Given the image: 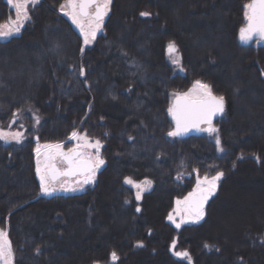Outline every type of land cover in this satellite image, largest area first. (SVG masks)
Instances as JSON below:
<instances>
[{
  "label": "trees",
  "instance_id": "obj_1",
  "mask_svg": "<svg viewBox=\"0 0 264 264\" xmlns=\"http://www.w3.org/2000/svg\"><path fill=\"white\" fill-rule=\"evenodd\" d=\"M64 1L37 0L21 31L0 39V129L13 113L11 128H24L20 143L0 140V229L14 264H264V216L254 212L264 213V45L238 39L249 0H111L88 45L61 13ZM12 17L0 0V23ZM197 80L224 97L213 121L223 152L208 132L167 135L171 92ZM73 131L101 141L105 164L81 192L41 195L35 143H68ZM217 171L203 218L174 227L175 200L197 174ZM243 174L260 201L228 216L223 200ZM125 177L152 185L137 201ZM174 240L190 262L172 254Z\"/></svg>",
  "mask_w": 264,
  "mask_h": 264
},
{
  "label": "snow or ice",
  "instance_id": "obj_2",
  "mask_svg": "<svg viewBox=\"0 0 264 264\" xmlns=\"http://www.w3.org/2000/svg\"><path fill=\"white\" fill-rule=\"evenodd\" d=\"M8 3L15 10V19L9 18L5 23H0V39H7L21 31V27L30 19L29 7L35 5L37 0H8ZM110 3L111 0H65L60 8L65 15L71 18L72 23L79 28L84 45H88L96 38L97 32L102 29L104 17L108 14ZM244 8L247 25L240 29V39L250 41L253 37H257L264 40V0H249ZM140 15L147 17L151 14L141 12ZM167 49L169 55L174 57L172 62L179 65L180 59L176 44L170 42ZM81 52H83V48H81ZM84 74V69L81 68L80 75L83 76ZM172 95L174 100L167 111L172 116L175 127L167 135L170 137L181 136L192 128L206 131L209 134L216 133V146L220 152H223L224 149L221 147L218 129L213 126V117L224 111V97L214 96L210 86L200 80L195 81L188 92L173 93ZM17 115V113H13L14 119L11 123H15ZM34 119L36 123H39V117H34ZM11 123L9 128H11ZM201 124H206L207 127L201 129ZM23 137L24 133L21 131L13 132L0 129V140L5 142L15 140L20 143ZM70 139L76 140L77 143L67 151H64V146L61 143L44 145L37 143L35 149L37 158L36 174L40 181V191L46 195L57 190V183L65 191L82 189L85 184L92 183L95 180L96 171L105 164L100 154L102 144L99 139L89 140L86 134L81 135L77 131L71 133ZM129 139H132V137H129ZM41 156H43V159H41ZM58 163L65 165V167H58ZM223 176L222 171H217L216 175L211 178L207 175L201 178L197 174L194 190L189 192L183 200L178 199L174 213L168 215V219L175 224L177 229L187 220L196 222L203 218L204 205L216 191L217 184ZM62 177H82V179L76 180L75 186H73L67 180H61ZM124 183L137 189L135 198L139 201L141 193L151 186L152 181L145 179L137 182L131 177H125ZM136 211L139 212L140 208H137ZM177 215L181 217L180 223L175 221ZM137 246H142V243L138 242ZM175 246L176 242L173 241V251ZM205 247H208V245H205ZM110 255L112 261L118 260L115 251ZM174 255L191 261L190 254L187 251H174ZM0 264H14L12 244L7 233L2 229H0Z\"/></svg>",
  "mask_w": 264,
  "mask_h": 264
},
{
  "label": "rangeland",
  "instance_id": "obj_3",
  "mask_svg": "<svg viewBox=\"0 0 264 264\" xmlns=\"http://www.w3.org/2000/svg\"><path fill=\"white\" fill-rule=\"evenodd\" d=\"M7 1V3H8V0H6ZM65 3V1L62 3V4H64ZM9 4V3H8ZM61 4V5H62ZM9 6L11 7V9L13 10V17L11 18V19H15V10L13 9V7L9 4ZM110 6V5H109ZM60 11H61V8H60ZM108 12H109V9H108ZM61 13H63L64 14V12L63 11H61ZM244 13H245V10H244ZM65 15V14H64ZM108 15V14H107ZM106 15V16H107ZM67 18H69L70 19V21L72 22V20H71V18L69 17V16H67V15H65ZM106 16L104 17V21H105V18H106ZM243 16H244V21H247L246 20V18H245V15L243 14ZM6 22V21H5ZM5 22H3V23H5ZM245 23V22H244ZM75 25V24H74ZM103 25H104V22H103ZM103 25H102V29L100 30V31H98L97 32V34H96V36L98 35V34H100L102 31H103ZM76 26V25H75ZM242 28V27H241ZM240 28V29H241ZM240 29H239V32H240ZM18 34V33H17ZM14 35H16V34H13L12 36H14ZM238 35H239V33H238ZM83 37V36H82ZM258 42H254V44H257ZM174 57L172 56V59H173ZM202 82V81H201ZM194 83L195 82H193L186 90H184V91H175V92H171V99L173 98V93H185V92H188L192 87H193V85H194ZM202 83H204V82H202ZM204 84H206V83H204ZM213 94V93H212ZM215 95V94H214ZM28 116H30L31 117V119L33 120V125H35L36 124V120L34 119V117H36L34 114H32V113H28L27 114ZM213 126L215 127V125L213 124ZM216 128V127H215ZM34 129V128H33ZM4 131H13V132H15V131H21V132H24V128H21L20 130H18L17 128H6V129H4ZM78 133H80L81 135H85V133H83V132H79V131H77ZM216 133H213V134H210V136H213V138H214V142H215V137H216ZM71 137V136H70ZM88 137V136H87ZM88 139L89 140H92V141H94V140H96V139H92V138H90V137H88ZM69 142L68 143H65V142H53V143H40V142H36L35 143V148H34V153H35V149H36V147H37V143H39L40 145H44V144H55V143H61L63 146H64V151H67L69 148H72V147H74L75 145H76V143H77V141L76 140H72V139H70L69 138V140H68ZM216 144V143H215ZM89 151H92V150H89ZM36 153H35V170H36ZM41 159H43V156H41ZM57 166L58 167H61V168H63V167H65V165H61V164H57ZM102 167V166H101ZM100 167V168H101ZM99 168V169H100ZM98 169V170H99ZM98 170L96 171V173L98 172ZM37 175V174H36ZM248 176H250V177H252L251 175H249V174H247V176L245 175L244 176V174H243V176H241L236 182H235V184L233 185V189L235 188V190L232 192V193H229V196L226 198L227 200H223V202H224V205H225V208H227V210L229 211V212H234L233 214H227L228 216H234L236 213H238V212H241V213H249L248 211H252V210H254V206H255V203H253V201H255V202H257V203H259V201L260 200H258L257 201V199L259 198V197H257V195H259V192H260V188H256V186H255V184H253L252 183V181H247L246 179L248 178L249 179V177ZM204 176H202L201 178H203ZM247 177V178H246ZM37 178H38V180H39V177L37 176ZM197 178V177H196ZM209 178H211V177H209ZM78 179H82V177H62L61 178V180H67L68 181V183L69 184H72L73 186H75V181L76 180H78ZM143 181V180H142ZM94 182V181H93ZM92 182V183H93ZM137 182H141V181H137ZM39 183H40V181H39ZM92 183H89V184H85L84 186H83V188L82 189H78V190H76V191H65V190H63L62 188H60L59 187V183H57V185H56V187H57V190L55 191V192H52L51 194H44V193H42L41 191H40V194L41 195H45V196H49V195H52V194H57V193H75V192H81V191H83L87 186H89V185H91ZM152 185V184H151ZM129 186H131V185H129ZM132 187V186H131ZM151 187V186H150ZM149 187V188H150ZM196 187V179H195V184H194V186H193V189L190 191V192H192L193 190H194V188ZM135 191H137V189H135L134 187H132ZM149 188H147V189H149ZM146 189V190H147ZM188 195V194H187ZM186 195V196H187ZM183 200V199H182ZM176 201L177 200H175V202H174V205H173V209L169 212V213H174V209L177 207V205H176ZM256 203V204H257ZM231 207V208H230ZM226 210V211H227ZM245 210H247V211H245ZM225 211V212H226ZM256 214H257V216H259V217H263L264 216V213H263V211H261L260 209H257L256 208V210L254 211ZM242 214V215H243ZM169 215V214H168ZM167 220L172 224V225H174V227H175V224L172 222V221H170L169 219H168V216H167ZM175 221H176V223H180V221H181V217L179 216V215H177V216H175ZM188 221H192V220H187L186 222H188ZM218 221V220H217ZM219 222H220V220H219ZM218 222V223H219ZM184 223H182L181 225H183ZM175 241V240H174ZM176 242V241H175ZM172 244H173V242L171 243V245H170V251L172 252V254L174 255V251H183V250H180V249H178L176 246H175V250L173 251V249H172ZM175 256V255H174ZM177 257V256H176ZM179 258H182V257H179ZM186 259V258H185ZM188 260V259H187ZM112 261V260H111ZM189 261V260H188ZM95 264H98V263H95Z\"/></svg>",
  "mask_w": 264,
  "mask_h": 264
},
{
  "label": "water",
  "instance_id": "obj_4",
  "mask_svg": "<svg viewBox=\"0 0 264 264\" xmlns=\"http://www.w3.org/2000/svg\"><path fill=\"white\" fill-rule=\"evenodd\" d=\"M246 25H247V21H245V23L243 24L242 27H245ZM76 28L79 29L77 26H76ZM238 39H239V42H240L242 45H245V46L252 45L254 42H259L260 44L264 45V40H260V39L257 38V37H253V39L250 40V41H242V40L240 39V32H239V35H238ZM167 51H168V49H167ZM213 95H214V94H213ZM214 96H217V95H214ZM217 97H219V96H217ZM173 100H174V97L171 99L170 105L173 103ZM223 112H224V111H223ZM223 112H222V113H218L216 116H214V117H213V121L216 120L218 117L222 116ZM169 117H170V120H171V123H172L173 129H174V127H175V122H174V120H173V118H172V116H171L170 114H169ZM206 127H207L206 124H201V125H200V128H201V129L206 128ZM203 132H206V131H200V130H197L196 128H192L190 131H188V132L185 133L184 135L176 136V137H178V138H185V137L190 136V135L196 136V135H200V134H202ZM215 192H216V191H215ZM215 192H214V194H215ZM214 194H212V195L209 197V199L207 200V202L205 203V205H204V211H205V208H206V206H207L209 200L212 198V196H213Z\"/></svg>",
  "mask_w": 264,
  "mask_h": 264
}]
</instances>
